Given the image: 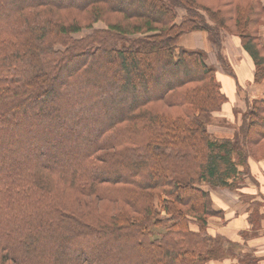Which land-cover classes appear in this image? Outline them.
I'll return each mask as SVG.
<instances>
[{"label":"trees","instance_id":"obj_1","mask_svg":"<svg viewBox=\"0 0 264 264\" xmlns=\"http://www.w3.org/2000/svg\"><path fill=\"white\" fill-rule=\"evenodd\" d=\"M262 24L261 0H0V264L226 260L236 243L210 232L201 187L236 192L248 155L264 159V95L232 138L211 135L227 97L204 51L180 43L203 32L232 76L226 32L264 84Z\"/></svg>","mask_w":264,"mask_h":264},{"label":"rangeland","instance_id":"obj_2","mask_svg":"<svg viewBox=\"0 0 264 264\" xmlns=\"http://www.w3.org/2000/svg\"><path fill=\"white\" fill-rule=\"evenodd\" d=\"M182 11H179V16L182 15ZM179 18H177V22H178ZM260 26H264V24L260 25ZM94 29H104L105 25L101 22H97L93 25ZM91 32V30H86L83 29L81 32L73 35L74 38H81L87 34H89ZM231 39H234L233 36H231L230 34L226 33V32H222L221 33V40H222V55L224 57V60L230 64L232 71L233 70V62L235 64L236 61H240V57L238 58L237 56V51H238V46L236 44V41L238 43V40L233 41L234 43H231ZM236 39V38H235ZM181 46L185 47V48H190V49H200L202 51H204L205 53V63L208 64L209 66L213 67L216 71L217 74V78L218 81L220 83L221 86V91L223 92L224 96H226V94L224 93V91H227L231 93L233 91H235V93H237V98L234 102L232 100H230V98H227V101L224 102L221 106V109L216 111V112H212L211 116H210V120L207 123V129L208 132L211 135H214L217 138H232L234 135L238 132V128L241 125V121L243 120V116L245 115V113L247 112V105H246V100H252V96L254 95V90H252L253 88H255V86H250L247 85L248 87L244 90H241V88L236 84V88L232 87V84L230 83L232 81V78H235L234 74L228 75L227 73L224 72L220 61L216 58V52L215 49L212 48L207 42H206V37L205 34L203 32H193L190 34H187L186 36H184L181 39ZM239 45V44H238ZM241 62L238 65L235 66H240ZM101 71H103L102 69H100ZM236 71L238 73L239 78H241V73L238 71L237 67H236ZM229 76L231 77L229 79V81H226L225 78H229ZM54 79V78H53ZM241 82L243 83V79H241ZM56 86L60 87V82L55 81ZM228 85H231L230 88H228ZM246 85H244L245 87ZM259 87V86H257ZM264 95V91H262L259 95ZM229 95V94H228ZM255 96V95H254ZM106 97H103L101 100H104ZM94 100V99H93ZM116 102V101H115ZM80 105H83V107L85 108H89L91 107V104H85L84 102H81ZM79 105V106H80ZM78 106V107H79ZM94 108V107H93ZM95 126L94 129L96 127H99L103 122L102 121H97L94 122ZM28 152L25 154L26 156ZM24 155V156H25ZM51 155H55L53 157H51L50 159H52V161L57 162L59 165H62L64 163H69L70 162V158H64V157H56V155L58 156L57 152L52 150L51 151ZM248 158H251L248 155ZM50 162V161H49ZM249 173L251 174V172L249 171ZM247 180V178L245 179ZM245 180L243 181V183H246ZM242 183V184H243ZM249 184V183H248ZM245 184H243L241 186V189L243 188ZM249 189H252V183L250 182L249 185ZM202 189L206 190L210 196V194L215 197V208L216 209H221V208H226V207H230L233 204V201L228 199V195H233V193H236L233 197H238V195L241 193L240 190L236 191V192H230L227 190H216V189H210L208 188V186H203L201 187ZM244 191V189H243ZM258 197H256L258 199V201H255L254 198L251 197H246V200L252 199V204L254 205L255 202H257L256 206H259L260 208L264 205V194L262 195L259 191L257 192ZM263 197V201L261 200V198ZM211 199V196H210ZM261 200V201H259ZM212 201V199H211ZM213 205V203H212ZM264 207V206H263ZM215 209V210H216ZM264 209V208H263ZM217 212H219V210H217ZM264 213V212H263ZM164 213H162L161 217H163ZM215 220V219H214ZM212 216L208 218V227L210 228V232L214 233V231L217 230V228H220V231H222V234L225 233L224 229L225 227H222L220 224H218L217 222H213L214 221ZM217 221V220H216ZM261 221H263V227H261V232L259 229L255 230L252 229L251 227L248 228L247 232H243L241 234H236L235 236H230V237H226L223 236L224 239V246L225 248H227V245H230L232 242L236 243L234 245V247L231 248L230 252H224L227 256V259L224 261H220V262H210L209 264H238L239 262H241L244 259H252L253 260V264H255L254 262V257L252 255H254V251H252L251 248H253V246L255 247H259L258 251H260V249L262 248L261 243L263 240V236H264V217H261ZM191 229L193 231H196L197 228L196 226H191ZM228 230V229H227ZM163 231V229H154L153 232L154 234ZM239 241V242H237ZM71 250V249H70ZM252 252V253H251ZM247 261V260H246ZM260 262V261H259Z\"/></svg>","mask_w":264,"mask_h":264},{"label":"crops","instance_id":"obj_3","mask_svg":"<svg viewBox=\"0 0 264 264\" xmlns=\"http://www.w3.org/2000/svg\"><path fill=\"white\" fill-rule=\"evenodd\" d=\"M262 6L264 7V0H261ZM234 37V36H233ZM259 37L262 45H264V26H259ZM236 37L234 39H231V43L233 44L235 40H238ZM236 44L238 46V51H237V56L238 58L240 57V61H236L235 64L233 62V70H234V76L235 78H232V81L230 82L229 79L231 78H225L226 81H229L232 84V87L236 88V84L241 88V90L246 89L250 84V86H255L252 90H254V95L252 98H261L263 95H259L262 91H264V84H258L254 82V68L253 64L248 57V55L241 49L239 44V41ZM241 62L240 66H235L238 65ZM236 67L238 71L241 73V78H239L238 73L236 71ZM241 79H243V83L241 82ZM244 85H246L244 87ZM259 86V87H257ZM231 85H228V88H230ZM245 91V90H244ZM226 94L227 98L232 100L233 102L238 99L237 98V93L233 91L231 93L224 91ZM229 94V95H228ZM248 168L249 171L251 172L250 178H247L245 180V185L243 186L242 189H240L241 193L238 195V197H233L236 193H233V195H228V199L233 201V204L230 207L226 208H221V209H216L215 206V197H213L211 194V199H212V207L214 211H216L215 216H212L213 222H217L220 224L223 228L225 233L222 234V231H220V228L218 227L215 232L220 233L223 236H235L237 233L241 234L243 232H247L249 226L248 223V217L252 211H255L258 208V213L263 214L264 212V205L260 208L259 206L257 207V202L255 204H252V199L246 200V197H251L254 198L255 201H258L256 197H258L257 192L259 191L262 195L264 194V159L262 160H254L253 158H248L247 160ZM250 182L252 183L253 188L249 189ZM249 183V184H248ZM244 189V191H243ZM263 201V197L261 198ZM259 200V201H261ZM264 202V201H263ZM254 208V210H253ZM216 209V210H215ZM219 210V212H217ZM217 220V221H216ZM261 227H263V221H260V232H261ZM228 229V230H227ZM239 242V241H237ZM263 243H261L262 248L260 251H258V246L255 247L253 246L252 251H254V255H252L254 258L258 259V261L255 264H264V236H263ZM252 253V252H251ZM260 261V262H259Z\"/></svg>","mask_w":264,"mask_h":264}]
</instances>
